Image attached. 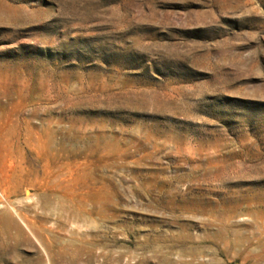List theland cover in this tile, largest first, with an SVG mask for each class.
Segmentation results:
<instances>
[{"label": "rangeland", "instance_id": "obj_1", "mask_svg": "<svg viewBox=\"0 0 264 264\" xmlns=\"http://www.w3.org/2000/svg\"><path fill=\"white\" fill-rule=\"evenodd\" d=\"M185 262L264 264V0H0V264Z\"/></svg>", "mask_w": 264, "mask_h": 264}, {"label": "bare ground", "instance_id": "obj_2", "mask_svg": "<svg viewBox=\"0 0 264 264\" xmlns=\"http://www.w3.org/2000/svg\"><path fill=\"white\" fill-rule=\"evenodd\" d=\"M183 240H185V239H183ZM188 240V239H187ZM189 254V253H188ZM187 256V255H186ZM191 256V255H190ZM195 257V256H194ZM187 262H185V264H186Z\"/></svg>", "mask_w": 264, "mask_h": 264}]
</instances>
